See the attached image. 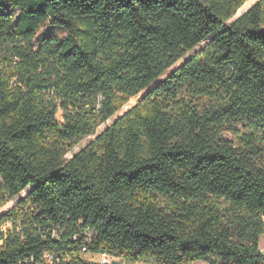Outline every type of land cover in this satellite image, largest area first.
Returning a JSON list of instances; mask_svg holds the SVG:
<instances>
[{
  "label": "trees",
  "instance_id": "16d2710c",
  "mask_svg": "<svg viewBox=\"0 0 264 264\" xmlns=\"http://www.w3.org/2000/svg\"><path fill=\"white\" fill-rule=\"evenodd\" d=\"M244 1L0 0V264H264V0Z\"/></svg>",
  "mask_w": 264,
  "mask_h": 264
},
{
  "label": "rangeland",
  "instance_id": "374dc122",
  "mask_svg": "<svg viewBox=\"0 0 264 264\" xmlns=\"http://www.w3.org/2000/svg\"><path fill=\"white\" fill-rule=\"evenodd\" d=\"M255 1H257V0H245L244 3L240 6V8L236 11L234 17H237L240 14H242L244 11H246L250 7V5L253 4ZM0 10H2V9L0 8ZM12 12L14 13V15H16L18 12V9H14ZM38 32L46 34V35H54V36H57L59 38L65 37L67 34L63 28H61L59 26H52V25H49L47 23L43 24L39 28ZM208 41H209V39H207V40L201 42L200 44H198L197 46H195L189 53H187L180 60H178L171 68H169V70L164 75H162L158 79V81H160L161 79L166 77V75H168L172 70H174L177 66H179L187 57L198 52L202 47H204L208 43ZM147 91H148V88L142 90L138 95L129 98L126 105H124L111 118H109L105 123L101 124L97 128L96 134L99 133L106 125L110 124L117 116L121 115L123 112L128 110L132 105H134L137 101H139V99L141 97H143ZM57 118L60 120V112L57 113ZM226 136L229 137L228 134H226ZM93 137H94V135L83 138L79 143H77L76 145H74L72 147V149L66 154V157H71L75 152L79 151L82 147H84L88 143V141L90 139H92ZM15 200L16 199L7 202L0 210H3V209L10 207L12 205V203H14ZM259 249H260V251H262L264 253V234H261L259 237ZM145 264H148V263H145ZM198 264H205V263L203 260H200V261H198Z\"/></svg>",
  "mask_w": 264,
  "mask_h": 264
},
{
  "label": "built area",
  "instance_id": "2783aa9c",
  "mask_svg": "<svg viewBox=\"0 0 264 264\" xmlns=\"http://www.w3.org/2000/svg\"><path fill=\"white\" fill-rule=\"evenodd\" d=\"M85 251H86L85 247H82L81 252H85ZM93 258L95 261L99 262L100 264H110L111 262L118 261V259L112 258L105 253L95 255ZM135 264H142V263H135Z\"/></svg>",
  "mask_w": 264,
  "mask_h": 264
},
{
  "label": "crops",
  "instance_id": "0c3cea01",
  "mask_svg": "<svg viewBox=\"0 0 264 264\" xmlns=\"http://www.w3.org/2000/svg\"><path fill=\"white\" fill-rule=\"evenodd\" d=\"M198 261H200V260H197V261L193 262L192 264H196V263L198 264ZM203 261H204V260H203ZM204 263H205V264H209L207 261H204Z\"/></svg>",
  "mask_w": 264,
  "mask_h": 264
}]
</instances>
